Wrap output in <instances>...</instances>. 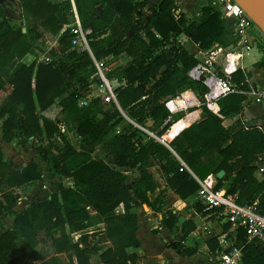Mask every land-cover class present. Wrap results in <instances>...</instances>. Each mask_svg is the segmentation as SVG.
Listing matches in <instances>:
<instances>
[{
	"label": "trees",
	"instance_id": "trees-1",
	"mask_svg": "<svg viewBox=\"0 0 264 264\" xmlns=\"http://www.w3.org/2000/svg\"><path fill=\"white\" fill-rule=\"evenodd\" d=\"M148 1L74 0L81 27L90 30L91 53L71 46L68 0H17L23 25L12 24L0 3L1 139L7 143L15 140L24 148L31 146L39 160L18 168L0 147V264H32L41 255L38 245L47 241L53 254H47L39 264H90L97 251L99 264H136L138 255L130 250L140 246L136 236L140 209L159 186L149 172L153 166H157L166 188L182 200L199 188L192 174L200 180L213 174L215 189L234 194L241 205L257 201L264 213V179L254 175L264 162L260 159L264 131L244 126L238 119L228 126L222 124L223 118L241 112L245 94L234 92L218 99L222 117L202 105L200 118L177 134L170 148L131 123L117 130L123 121L121 109L140 126L151 120V131L161 136L171 124L164 123L169 115L164 98L186 89L205 92L201 82L187 75L197 60L179 42L180 35L202 50L214 43L227 47L235 42L232 31L208 0L190 18L177 11L174 0H159L145 10ZM44 32L56 36L57 47L46 48ZM257 47L261 51L258 63L264 70V42H258ZM33 48L45 57L33 53ZM122 53L129 60L104 72L106 79L122 83L114 88L118 106L109 103L104 107L99 97L80 106L90 85L100 83L93 59ZM27 54L33 59L24 63ZM159 73V79L150 85ZM231 78L238 89H249L250 72L238 69ZM64 93L59 101L60 119L40 114ZM58 123L73 125L75 143ZM97 149L102 158H95ZM41 170L53 182V191L47 198L16 210L19 194L15 189L42 180ZM219 171L224 172L220 178ZM66 178L72 179V185L61 182ZM160 195L156 200L162 206ZM193 205L201 214L209 212L199 202ZM120 206L121 211H116ZM166 215L168 226L177 223L170 210ZM6 217L12 218L8 228L2 222ZM92 218L104 225L110 242L102 250L84 232ZM224 224L230 227L228 222ZM196 227L194 219L183 222L180 238L169 246L183 254L195 252L184 248L181 241ZM74 232H82L76 241L71 239ZM231 242L241 247L242 264H264L263 244L247 241L241 228L234 229ZM207 247L211 251L222 248L216 237L207 241ZM62 253L65 263L58 256Z\"/></svg>",
	"mask_w": 264,
	"mask_h": 264
},
{
	"label": "built area",
	"instance_id": "built-area-1",
	"mask_svg": "<svg viewBox=\"0 0 264 264\" xmlns=\"http://www.w3.org/2000/svg\"><path fill=\"white\" fill-rule=\"evenodd\" d=\"M68 1L72 14V21L68 25L72 34L71 46L81 51L87 50L91 53L87 39V34L90 30L81 27L74 0ZM208 1L232 31L235 42L227 47L214 43L208 49L202 50L196 48L192 51L197 63L188 70L187 75L192 81L201 82L206 90L203 94L192 92L190 91L191 89L189 91L183 90L185 92L181 91L164 98V106L169 112L164 123L170 122L171 124L163 135L157 136L145 126L143 127L135 123L137 128L146 132L149 137L154 138L168 148H170V141L186 126H181L174 137L169 140L164 139L165 134L174 128L192 108H198L203 105L212 113L222 117L219 114L217 101L230 93L240 92L249 95L255 103L264 101V90H257L251 87L248 90H240L231 78L234 72L241 69V60L244 52L251 50L255 41L264 42V32L236 0ZM249 35L253 37L251 44L248 41ZM93 61L100 83L90 85L91 90L84 99L79 101V105H86L87 101L90 100L88 96H90L91 98L99 97L103 103H115L118 106L114 88L122 85V83L117 81L112 83L106 79L103 72L104 59L99 61L93 59ZM178 115H181V117L173 120L174 116ZM63 130L61 129V131ZM183 166L187 168L184 164ZM255 173L261 176L260 179H264V162L257 168ZM67 179L70 178L62 179L61 182ZM196 180L199 183V188L195 195V201L204 205V211H209L206 214H202V217L213 216L223 223L228 222L233 229L241 228L245 232L247 241L256 240L264 246V213L259 210L257 201L243 205L238 204L234 194H228L223 188H214V179L207 176L203 180L199 178ZM20 198L19 195L18 204L16 205V207L20 206L19 210L27 206V203L23 205L19 204ZM81 233H73L75 240L78 239ZM220 245L222 248L216 251L214 264H242L241 247L226 240H222Z\"/></svg>",
	"mask_w": 264,
	"mask_h": 264
},
{
	"label": "crops",
	"instance_id": "crops-1",
	"mask_svg": "<svg viewBox=\"0 0 264 264\" xmlns=\"http://www.w3.org/2000/svg\"><path fill=\"white\" fill-rule=\"evenodd\" d=\"M52 1L59 2L62 0H52ZM134 1L138 2L140 0H134ZM158 1L159 0H149L148 4L145 6V10H147L149 6L157 4ZM174 2L176 4H182V0H174ZM19 24L21 25V22H19ZM23 30L25 31L24 27L22 28V31ZM40 30H42V28H40ZM44 33L49 34L53 38V42H51L50 46L49 47L47 46L46 48L49 49L52 47H57L56 36H54L49 32H44ZM45 36L43 37L44 41L50 42L45 39ZM179 42L189 52H192L196 48H198V46L194 42H192L184 35L179 36ZM187 44L191 45L192 48V49L190 48L191 50L187 48ZM243 59L244 58H242L241 60V69L243 71L250 72V78L248 79L249 87L257 90H264V85L259 83V81L254 77L255 75L254 69L247 70L243 65ZM258 61L255 64V69H259L261 73L264 74V70L260 67ZM112 80L114 82L116 81L115 79ZM112 80L109 81L112 82ZM185 91H189V89ZM190 91L194 92L193 90ZM200 112H201L200 107L192 108L184 115L182 120L176 125L181 123L183 126L185 125L187 127L188 125L192 124L193 122L197 121L200 118ZM44 116L47 117V115ZM237 119L244 126H249V125L257 126L262 131H264V101H262L261 103H255L249 95H246V100L242 103L241 112L239 114H235L223 118L222 124L224 126H228ZM224 121H227L228 124L226 125ZM146 124L147 126H150L152 125V121L147 120ZM168 134L169 132L166 133L164 137H166ZM166 140H169V138ZM262 160H264V155ZM152 168L155 170L158 176L162 178L161 173L154 166L149 168V172L152 174L150 170ZM254 175L258 179H260L261 177L257 173H254ZM192 176L195 179L198 178L194 174ZM208 177L214 179V183H216V176L210 174ZM155 180L157 179L155 178ZM159 187H161V190L156 191ZM159 187L156 188L155 190L156 192L154 191L152 193H149L148 196L149 202L143 203L140 209L139 219H138V229L136 231V236L140 242V246L136 249L130 250V251H134L138 255L136 264H171L172 263L171 253L175 254V256H181V258H185L189 262V263L186 262V264H193L192 261L193 258L201 252L205 253V255L208 256L210 264H214V259L218 248L213 251L209 250L207 247V241L212 237H216L219 244L222 240L231 242V237L234 236V229L232 227L226 228L223 222H221L220 220H218L213 216L202 217V214L199 213L197 210H195L193 205L194 202H196L195 201L196 194L186 198L185 200H182L171 189L166 188L164 179H163V185L159 183ZM163 189H165V191H163ZM159 194H161L160 196L162 197L161 199L163 202L162 206H160L159 202H157L156 200V197ZM19 209L20 207H18L17 210ZM117 210L121 211V206L118 207ZM166 210H170L177 218L178 216L183 215V213L185 212L186 218L183 222L189 219H194L196 221L197 223L196 229L190 232L181 241V244L184 248L195 250V252H193L192 254H183L181 251H178L169 246L170 243L177 241L180 238L181 224L183 222L180 225H178V221H177L175 225L168 226L167 223L164 222V218L167 217ZM97 226L101 228V231L104 230V225L102 223H98ZM101 233L104 236L105 241L108 243L109 241L106 239L104 232ZM159 239H161L162 243L161 241H158ZM165 251H166V255L163 253ZM155 253H158V255L156 259L152 261L151 259L153 257L152 255Z\"/></svg>",
	"mask_w": 264,
	"mask_h": 264
},
{
	"label": "rangeland",
	"instance_id": "rangeland-1",
	"mask_svg": "<svg viewBox=\"0 0 264 264\" xmlns=\"http://www.w3.org/2000/svg\"><path fill=\"white\" fill-rule=\"evenodd\" d=\"M0 3L6 7L8 17L10 18V20L13 22L14 25L19 24V22H21V25H23V22L21 21V10L19 9V5H18L17 0H0ZM206 3H207V0H190V1L189 0H182V4H177V7H178L177 11H182L188 18H190L191 16L197 14L199 8ZM44 36H45L46 40L50 41V42H45V45H47L49 47L51 42H53V38H52V36H50L49 34H46V33H44ZM257 44H258V42L255 41V44L252 47V49L244 52L243 65L245 66V68L247 70L254 69L255 79H257L259 81V83L264 85V74L261 73V71L259 69H255V64L260 59V56H261V51L258 49ZM187 48L190 49L191 45L187 44ZM33 53H36V55H38L40 57H44V53H41L36 48L35 49L33 48ZM32 59H33V55L27 54L22 59V61L24 63H29ZM128 60H129V57L125 53H122L118 56L107 57L106 59H104L103 72L109 73L114 68L125 64ZM113 82L114 81L112 80V83ZM65 94L66 93H64L60 97L56 98L54 104H52L49 108H47L43 113L41 112L40 114L41 115H47V117L49 119H52V120L60 119L61 118L60 117L61 107L59 105V101ZM1 99H2V96L0 95V100ZM108 105H109L108 103H103L104 107H106ZM120 113H121L123 121L117 126V130L121 129V127L127 123H131V124L135 125V122L128 117V115L126 114L125 111L120 109ZM224 123L226 125L228 124L227 121H224ZM58 124H59L60 129H66V131H68V135H69L70 139L75 143L77 136L73 130V125H67L66 126L63 123H58ZM144 126L146 127L147 124L145 123ZM0 127H1V121H0ZM147 129H149V131H151L152 130L151 125L147 126ZM154 132H156V131H154ZM143 133L145 135H147L146 132L143 131ZM0 147H1L4 155L7 158L11 159L16 164V166L18 168H21V167L25 166L26 164H28L29 162H32V161L39 163L36 151L31 146H27L26 148H24V147L18 145L15 140L8 142V143L4 142L1 139V131H0ZM94 156H95V158H102L103 157L101 152L98 149L95 151ZM154 167L157 168L156 166H154ZM150 170H151L153 176L157 179V181L163 185V178H160L153 168ZM41 171L43 174L42 180H40L36 183L21 186V187L15 189V191H17V193H19V195L21 197L20 201H19L20 205H23L24 203L28 204L29 202H31L33 200L47 198L50 195V193L53 191V182L49 181L46 178V171H44V170H41ZM127 176H128L127 181L130 182L132 180L131 171L128 172ZM214 176H216V175H214ZM63 183H65V185H72V179L70 178V179L64 180ZM159 190H161V187H159L156 191H159ZM22 197H25V199H23ZM17 202H18V200H17ZM15 209H18V207H15ZM117 209H116V211H118ZM2 222H3L4 227L8 228L11 226L12 218L6 217L2 220ZM97 224L98 223H97L96 219L92 218L91 226L88 227L87 229H85L84 232L88 233L90 235L89 240L92 241V243L99 245L100 250H102L103 248L109 246L110 242L107 243L105 241L104 236L101 233L103 231H101V228H99V226H97ZM71 239H72V241H76L74 236H73V233L71 234ZM158 241H161V239H159ZM156 243H157V241H156ZM161 243H162V241H161ZM38 249L40 250L41 255L37 259H35L32 262V264H39L42 260L46 259L47 254L48 255L53 254V249L50 246V243L48 241L47 242H41L38 245ZM99 253H100V251L99 252L97 251L91 256L90 264H99ZM163 253L166 255V251ZM157 255H158V253H155L152 255L153 256L151 258L152 261H154L156 259ZM58 256L61 258V260L64 263L67 261L65 253L59 254ZM171 258H172L171 264H186V262L189 263L185 258H181V256H175V254H173V253H171ZM192 261H193V264H210L208 256L202 252L197 254L193 258Z\"/></svg>",
	"mask_w": 264,
	"mask_h": 264
},
{
	"label": "water",
	"instance_id": "water-1",
	"mask_svg": "<svg viewBox=\"0 0 264 264\" xmlns=\"http://www.w3.org/2000/svg\"><path fill=\"white\" fill-rule=\"evenodd\" d=\"M250 15L253 21L261 28L264 32V0H236ZM24 31V30H23ZM253 37L251 35L248 36V41L251 44ZM160 73L156 75L155 79L150 83L153 85L157 79H159ZM88 99H91L88 96ZM263 158V155H260V159ZM224 174L223 171H219L217 173V177L220 178ZM137 173H133V177H136ZM185 212L183 215L178 216V225H180L185 220Z\"/></svg>",
	"mask_w": 264,
	"mask_h": 264
},
{
	"label": "bare ground",
	"instance_id": "bare-ground-1",
	"mask_svg": "<svg viewBox=\"0 0 264 264\" xmlns=\"http://www.w3.org/2000/svg\"><path fill=\"white\" fill-rule=\"evenodd\" d=\"M181 126H183V125L180 123V124L176 125L174 128H172L169 131V134L166 137H164V139L166 140L168 138L170 139V138L174 137V135L176 134L177 130L180 129Z\"/></svg>",
	"mask_w": 264,
	"mask_h": 264
}]
</instances>
